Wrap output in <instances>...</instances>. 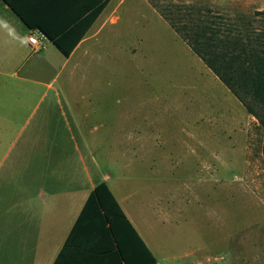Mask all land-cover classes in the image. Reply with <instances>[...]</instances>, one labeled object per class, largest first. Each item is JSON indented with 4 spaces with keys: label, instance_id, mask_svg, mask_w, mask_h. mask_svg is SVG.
Masks as SVG:
<instances>
[{
    "label": "rangeland",
    "instance_id": "374dc122",
    "mask_svg": "<svg viewBox=\"0 0 264 264\" xmlns=\"http://www.w3.org/2000/svg\"><path fill=\"white\" fill-rule=\"evenodd\" d=\"M185 7L264 34V0H123L91 54L66 63L46 43L41 70L29 75L35 85H0V163L43 118L61 116L50 101L80 102L88 125L103 123L102 164L115 178L129 176L122 166L136 170L131 202L152 222L151 247L165 264H264V127L159 12ZM132 147L147 153L123 154ZM154 197L164 201L160 219L142 206Z\"/></svg>",
    "mask_w": 264,
    "mask_h": 264
},
{
    "label": "crops",
    "instance_id": "0c3cea01",
    "mask_svg": "<svg viewBox=\"0 0 264 264\" xmlns=\"http://www.w3.org/2000/svg\"><path fill=\"white\" fill-rule=\"evenodd\" d=\"M11 1L18 14L0 0V85L4 86V92L8 88L12 91L18 81L35 85L37 82L29 75L41 70L39 53L46 48V43L54 45L48 35H60L74 28L103 2ZM122 1L107 0L105 9L70 57L58 50L66 63L77 54H91L102 31L108 25L117 24L116 14ZM31 36L44 44L42 50L30 44ZM7 78L14 85L7 86L4 83ZM48 88L53 86L50 84ZM50 103L59 109L61 116L43 118V123L29 135L27 146L19 147L13 159L10 158L12 150L4 152L0 163V169L6 168L0 176V264H128L115 236L102 226L96 207L77 225L91 194L101 184L108 186L130 224L157 259L156 264H165L151 247L152 222L148 219L143 223L131 202L135 196V192L131 193L134 182L131 177L136 170H131L130 165L122 166V172L129 176L121 173L115 178L110 167L98 158L105 154L95 148L103 137L98 134L104 128L103 123L88 125L87 111H77L80 102L59 98ZM115 137L116 134L110 135L111 139ZM134 138L132 131L124 136L127 140ZM145 153L144 147H132L123 154L131 157ZM106 154L117 156L119 152L110 150ZM154 199L153 203L143 201L142 206L160 219L161 212L166 211L164 201L161 197ZM137 247L145 254L141 244ZM125 255L129 264H134V252Z\"/></svg>",
    "mask_w": 264,
    "mask_h": 264
},
{
    "label": "trees",
    "instance_id": "16d2710c",
    "mask_svg": "<svg viewBox=\"0 0 264 264\" xmlns=\"http://www.w3.org/2000/svg\"><path fill=\"white\" fill-rule=\"evenodd\" d=\"M4 1L18 14V9L11 0ZM106 5L107 0H103L83 22L60 35H48L49 39L65 57H70ZM184 9L168 8L160 9L159 12L264 127V117L258 115L254 109V105L257 104L264 110V34L260 31L254 37L250 29L243 31L236 24L216 21L208 11L196 7ZM70 40L74 41L69 42ZM94 207L100 213L102 226L115 236L128 264L129 258L125 254L127 252L130 254L131 251L134 252V264L157 263V259L130 224L106 184L99 185L91 194L77 224L78 227L83 223L88 211ZM137 244L142 245L145 254L139 252Z\"/></svg>",
    "mask_w": 264,
    "mask_h": 264
},
{
    "label": "built area",
    "instance_id": "2783aa9c",
    "mask_svg": "<svg viewBox=\"0 0 264 264\" xmlns=\"http://www.w3.org/2000/svg\"><path fill=\"white\" fill-rule=\"evenodd\" d=\"M30 44L37 50H42L44 48V44H42L37 38L31 36L29 38Z\"/></svg>",
    "mask_w": 264,
    "mask_h": 264
},
{
    "label": "bare ground",
    "instance_id": "6f19581e",
    "mask_svg": "<svg viewBox=\"0 0 264 264\" xmlns=\"http://www.w3.org/2000/svg\"><path fill=\"white\" fill-rule=\"evenodd\" d=\"M123 193H124V192H122L121 194H123ZM123 195H124V194H123ZM123 195H122V196H123ZM122 198H123V197H122ZM149 234H150V233H149ZM149 240H150V239H149Z\"/></svg>",
    "mask_w": 264,
    "mask_h": 264
}]
</instances>
